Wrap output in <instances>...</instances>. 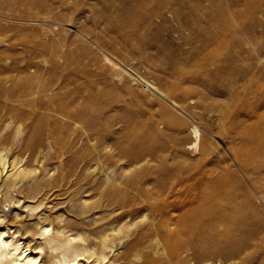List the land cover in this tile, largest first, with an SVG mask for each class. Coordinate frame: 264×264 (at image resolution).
Masks as SVG:
<instances>
[{"label": "rangeland", "instance_id": "rangeland-1", "mask_svg": "<svg viewBox=\"0 0 264 264\" xmlns=\"http://www.w3.org/2000/svg\"><path fill=\"white\" fill-rule=\"evenodd\" d=\"M50 8L53 19L36 18ZM21 38L27 46L18 44ZM44 57L56 78L96 87L106 105L100 127L114 137L111 143L122 142L127 127L137 134L130 142L101 149L99 162L110 166L105 172L85 171L84 184L97 187L96 175L103 179L111 173L125 181L142 167L154 171L162 157L172 167L210 165L233 184L247 236L233 230L245 237L239 258H205L202 264H264V0H0V67L44 65ZM194 126L205 156L200 146H191ZM10 134L11 129L2 140ZM12 136L6 148L0 144L7 160H0V232L7 230L35 252V264H65L53 257L55 244L81 232L82 243L94 247L108 228L102 223L110 211L97 206L106 200V189L74 188L43 199L57 174L54 167L68 162L72 153L53 158L45 142L25 155ZM150 138L157 158L123 170L122 149L140 148ZM91 143L86 139L84 146ZM82 150L79 144L73 153ZM241 150L250 152L249 171L238 161ZM146 212L128 228L127 220L115 223L109 233L120 239L106 258L84 255L74 264L153 263L157 258L150 256H162L152 245L154 236L143 235L136 248L132 244L142 231L138 226L151 223ZM226 245L217 248L227 251L237 243Z\"/></svg>", "mask_w": 264, "mask_h": 264}, {"label": "bare ground", "instance_id": "bare-ground-1", "mask_svg": "<svg viewBox=\"0 0 264 264\" xmlns=\"http://www.w3.org/2000/svg\"><path fill=\"white\" fill-rule=\"evenodd\" d=\"M53 15L55 9L50 8L36 18L47 21L46 18ZM54 18L58 19L59 16ZM18 44L27 46L24 38ZM39 48L46 52L47 45L41 43ZM44 62V65L33 63L21 67H0V74L8 72L5 77L0 75V144L6 148L13 135L11 142L21 144L25 155H33L34 150L45 142H48L53 158L72 153L68 162L54 167L57 174L49 182V190L43 199L48 193L68 192L74 188L101 189V193L106 189V200L97 206H107V211H110L102 223L108 228L101 231L100 241L94 247L82 243L86 242V238L81 232H72L55 244L57 253L53 254L54 258H59L65 264H74L84 255L98 260L106 258L107 250L112 249L120 239L116 234L109 233L110 230L115 231V223L127 220L124 227L128 228L138 214L146 211L145 216H149L151 223L138 226L142 231L132 240V244L136 248L142 237L148 234L154 236L152 245L162 256H150L157 258L151 264H162L163 261L165 264H202L205 258L228 260L241 256L243 242L241 244L240 239L247 236L242 204L234 193L233 184L223 174L216 175L210 165L191 163L172 167L164 165L162 157L163 164L154 171L142 167L141 173L137 170L131 174L132 178L129 175L125 181H120L111 173L103 179H98L96 175L94 182L97 187L84 184L85 171L98 169L105 172L106 166H110L109 163L99 162L101 149L112 144L121 145L123 141L130 142L137 134L127 127L123 141L111 143L114 137L111 139L100 127L106 105L102 104L96 87L76 80L58 79L53 76V68L47 65L50 59L44 57ZM10 71H15V75L9 74ZM9 129L12 134L2 140ZM193 133L195 139L191 146L197 150L201 145L199 128L194 126ZM86 139L92 142L90 146H84ZM153 140H145L147 142L144 141L140 148L122 149V158L127 163L120 167L127 171L146 158H157V150L150 142ZM79 144L83 150L79 154L73 153ZM200 151L202 156L208 153L204 146H200ZM0 152V160L5 163V153L1 149ZM237 158L240 166L249 171L252 164L250 152L238 151ZM25 171L26 168L22 169L19 175L22 176ZM11 187L12 183L9 184ZM115 210L119 211L114 213ZM48 227L49 224L47 231ZM236 228L245 237L235 236L233 230ZM223 230L225 234L221 235ZM7 233V230L0 232V264H19L20 261L21 264L37 263L39 256L30 248L24 249ZM231 242L237 243L235 248L227 251L217 248L226 244L230 246ZM248 259L252 262L254 258Z\"/></svg>", "mask_w": 264, "mask_h": 264}]
</instances>
